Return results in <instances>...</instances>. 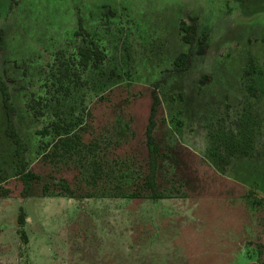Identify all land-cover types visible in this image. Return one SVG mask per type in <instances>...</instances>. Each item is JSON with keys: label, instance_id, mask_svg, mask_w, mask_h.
Masks as SVG:
<instances>
[{"label": "rangeland", "instance_id": "rangeland-1", "mask_svg": "<svg viewBox=\"0 0 264 264\" xmlns=\"http://www.w3.org/2000/svg\"><path fill=\"white\" fill-rule=\"evenodd\" d=\"M0 30L42 177L22 196L0 93V264H264V0H0Z\"/></svg>", "mask_w": 264, "mask_h": 264}, {"label": "trees", "instance_id": "trees-1", "mask_svg": "<svg viewBox=\"0 0 264 264\" xmlns=\"http://www.w3.org/2000/svg\"><path fill=\"white\" fill-rule=\"evenodd\" d=\"M253 11H255V9H252V12ZM190 21L191 22L188 23L187 21L182 20L180 24V29L183 32L182 39L189 44H193L198 40L197 39L198 26L196 23V18L191 17ZM79 24L80 26L82 25L81 22H79ZM91 45H92L91 48L89 47L88 49L85 50L86 52L84 59L85 63H87L88 59L92 56H95L97 59L103 56L102 50L95 42H93ZM206 46H207L206 44H203L201 48L205 49ZM3 47H4V31L0 30V51L3 49ZM190 62H191L190 52H181L177 55V57L174 60L175 68L178 71L187 70L190 66ZM0 93L2 96L3 106L7 114L6 133L8 134V136L11 137L13 143L15 144V154L17 158V172L20 179L23 182L22 196L26 197L29 195L33 185L36 182H39L42 179V177L40 174L34 172L33 170H29L27 168L26 152L28 147L17 128L16 117H15L16 107L12 102L11 92L9 90V87L5 79L2 77L1 72H0ZM152 96H153V102L151 105L149 122L146 127V138H147L146 144L149 152L148 155H149L150 173L148 176L151 180L149 181V183L151 184L153 190L155 191L154 178L156 175L159 159L163 155L162 149L159 146L155 136V129L157 126L156 116L162 101L160 95L158 94L157 89H153ZM47 190H49V185L45 184L44 191ZM5 192H8V189H6ZM152 197L160 198L161 196H159L156 192H154ZM18 223L20 227L19 228L20 237L24 243H28L29 237L25 229V225L27 223V214L25 212L24 207L22 206L20 207Z\"/></svg>", "mask_w": 264, "mask_h": 264}]
</instances>
